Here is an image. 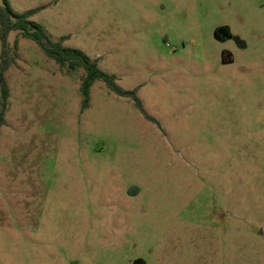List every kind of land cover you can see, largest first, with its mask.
Returning a JSON list of instances; mask_svg holds the SVG:
<instances>
[{"label": "rangeland", "instance_id": "374dc122", "mask_svg": "<svg viewBox=\"0 0 264 264\" xmlns=\"http://www.w3.org/2000/svg\"><path fill=\"white\" fill-rule=\"evenodd\" d=\"M8 1L142 111L9 33L0 264H264V0Z\"/></svg>", "mask_w": 264, "mask_h": 264}, {"label": "trees", "instance_id": "16d2710c", "mask_svg": "<svg viewBox=\"0 0 264 264\" xmlns=\"http://www.w3.org/2000/svg\"><path fill=\"white\" fill-rule=\"evenodd\" d=\"M2 2L3 7H0V126L3 122L6 102L9 97L3 76V73L11 65L8 35L14 31L19 32L23 38L32 40L46 57L52 59L59 66H66L70 70L81 69L84 71L79 87L82 111L89 107L90 89L93 83L98 80L104 82L115 95L130 98L135 108L142 111L141 103L136 95L137 89L122 90L116 84L115 76L100 70L96 61L91 60L83 51L63 46L62 39L57 42L51 41L45 29L37 22L30 20L38 12L37 9L18 13L13 10L8 0H2Z\"/></svg>", "mask_w": 264, "mask_h": 264}, {"label": "water", "instance_id": "95a60500", "mask_svg": "<svg viewBox=\"0 0 264 264\" xmlns=\"http://www.w3.org/2000/svg\"><path fill=\"white\" fill-rule=\"evenodd\" d=\"M216 34H217V36H219L222 40H223V39H230V38H231V35H230L228 29H226V28H224V27H221V28L217 29Z\"/></svg>", "mask_w": 264, "mask_h": 264}]
</instances>
